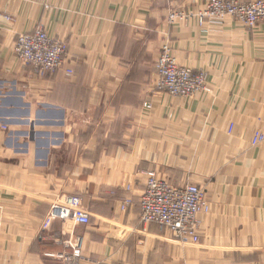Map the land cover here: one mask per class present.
<instances>
[{
  "label": "crops",
  "instance_id": "obj_1",
  "mask_svg": "<svg viewBox=\"0 0 264 264\" xmlns=\"http://www.w3.org/2000/svg\"><path fill=\"white\" fill-rule=\"evenodd\" d=\"M206 1L0 0V264H264V142L251 145L264 131V22L167 21ZM39 28L68 45L43 78L13 53ZM165 43L206 73L208 94H151ZM148 171L204 189L197 244L141 223ZM72 195L89 224L43 230L51 203ZM76 237L75 260L63 242Z\"/></svg>",
  "mask_w": 264,
  "mask_h": 264
},
{
  "label": "built area",
  "instance_id": "obj_2",
  "mask_svg": "<svg viewBox=\"0 0 264 264\" xmlns=\"http://www.w3.org/2000/svg\"><path fill=\"white\" fill-rule=\"evenodd\" d=\"M227 17H232L246 28L252 29L264 22V0L250 2L207 0L196 12L182 10L171 12L167 21L172 24L176 20L196 18L201 26L207 20L220 22ZM67 50L68 45L65 41L52 37L44 29L39 28L19 34L15 39L13 53L23 65L31 66L37 77L43 78L62 69ZM154 70L156 79L151 89L154 96L163 94L170 98H191L196 94L210 92L205 72L179 65L172 56L169 43L162 45L154 63ZM64 72L68 77L73 73L70 68ZM142 107L147 112L151 109V104L146 102ZM232 127L230 125L229 132H232ZM263 142L264 131H255L251 145L255 147ZM131 205L132 200L125 198L120 204V210L125 211ZM139 206L140 221L143 225L157 224L183 244L198 243L200 226L198 217L210 211L203 188L192 184L174 186L155 171L145 172V184L139 198ZM55 219L71 221L77 225H88L90 222L89 213L83 208L81 198L74 195L51 203L42 229L46 230ZM63 245L70 249L71 258L76 260L81 257L82 237L66 240Z\"/></svg>",
  "mask_w": 264,
  "mask_h": 264
},
{
  "label": "rangeland",
  "instance_id": "obj_3",
  "mask_svg": "<svg viewBox=\"0 0 264 264\" xmlns=\"http://www.w3.org/2000/svg\"><path fill=\"white\" fill-rule=\"evenodd\" d=\"M198 71H202V70H198ZM154 72H155V70H154ZM206 74V73H205ZM155 77H156V73H155ZM153 95V94H152Z\"/></svg>",
  "mask_w": 264,
  "mask_h": 264
}]
</instances>
